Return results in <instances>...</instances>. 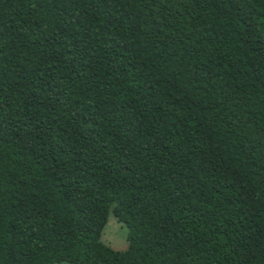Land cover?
Instances as JSON below:
<instances>
[{
	"label": "trees",
	"instance_id": "1",
	"mask_svg": "<svg viewBox=\"0 0 264 264\" xmlns=\"http://www.w3.org/2000/svg\"><path fill=\"white\" fill-rule=\"evenodd\" d=\"M59 262L264 264V0H0V264Z\"/></svg>",
	"mask_w": 264,
	"mask_h": 264
},
{
	"label": "rangeland",
	"instance_id": "2",
	"mask_svg": "<svg viewBox=\"0 0 264 264\" xmlns=\"http://www.w3.org/2000/svg\"><path fill=\"white\" fill-rule=\"evenodd\" d=\"M127 234L126 226L119 222L115 215L111 213L103 231V241L117 250H124L128 246ZM56 264L69 263L59 262Z\"/></svg>",
	"mask_w": 264,
	"mask_h": 264
}]
</instances>
